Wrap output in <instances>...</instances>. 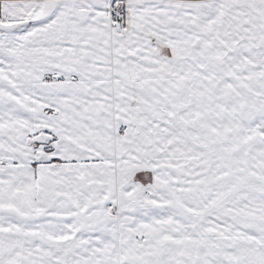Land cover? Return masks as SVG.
<instances>
[{"label":"snow or ice","instance_id":"snow-or-ice-1","mask_svg":"<svg viewBox=\"0 0 264 264\" xmlns=\"http://www.w3.org/2000/svg\"><path fill=\"white\" fill-rule=\"evenodd\" d=\"M0 264H264V0H0Z\"/></svg>","mask_w":264,"mask_h":264}]
</instances>
